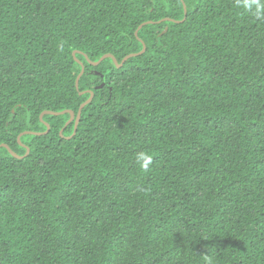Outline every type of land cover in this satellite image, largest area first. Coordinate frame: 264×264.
<instances>
[{"label":"trees","instance_id":"1","mask_svg":"<svg viewBox=\"0 0 264 264\" xmlns=\"http://www.w3.org/2000/svg\"><path fill=\"white\" fill-rule=\"evenodd\" d=\"M87 91L75 136L40 120ZM44 123L0 148V264H264V21L235 0H0V144Z\"/></svg>","mask_w":264,"mask_h":264},{"label":"water","instance_id":"2","mask_svg":"<svg viewBox=\"0 0 264 264\" xmlns=\"http://www.w3.org/2000/svg\"><path fill=\"white\" fill-rule=\"evenodd\" d=\"M183 6H184V15H185V16H184V19H183L182 21H184V20L186 19V16H187V9H186L185 4H184ZM162 21H163V20H161V21H159V22H157V23H161ZM164 21H171V20H170V19H165ZM152 23H153V22H151V21H147V22H145V23H142V24L138 27V29L136 30L135 35L138 36V35H137V34H138V31H139L143 26L148 25V24H152ZM166 31H167V27H165V29H164V31L162 32V34L165 33ZM162 34H161V35H162ZM140 42H141V44H142V50H141L139 53H133V54H130V55L125 56V57L122 59V61H121L120 63H119V62L117 61V59H116L113 55H111V54H105V55H103V56H102L98 61H96V62H92V61H90V60L87 58V56H85V58H86V60L88 61V63L91 64V65H93V66H97V65H99V64H100L102 61H104L105 59H111L117 68H121V67L124 65V63H125L129 58L139 56V55H141V54H143V53L145 52V50H146V46H145V44H144L143 41L140 40ZM76 53H77V52H73V56H75ZM77 62H78V63L80 64V66H81V71H80V73L78 74V76H77V78H76V81H75V86H76V88L78 89V86H79V80H80V78L82 77V75L84 74V67H83V64H82L80 61H77ZM101 86H102V85H100L99 87H101ZM83 93H86V92H83ZM83 93H80V94L82 95ZM87 93H89V98L79 106L77 113H75V112L72 111V110H63V111H60V112L44 111V112H42V113L40 114V120L43 122V117L46 116V115H51V116H61V115L69 114V116H70V117H69V120L66 122L65 126L60 130V133H59V134H60L61 137H63V132H64L65 128H66L70 123H74L73 133H72V135H71L70 137H68V138H71V137L75 136V134H76V132H77L78 124H79V122H80V117H81L82 110H83V108H84L86 105H88V104L91 103V101H92V99H93V97H94V93H93L92 91H87ZM44 125L46 126V130H45L44 132L36 133V132H32V131H25V132H22L21 134L18 135V137H17L18 143H19V145H20L21 147H23V148L25 149V154H24L23 156H20V155H18L17 153H15V152H14L13 150H11V148H10L8 145H6V144H0V148H5V149L9 152V154H10L11 156H13L14 158H16V159H24L25 157H27V156L29 155L30 149H29L27 146H25V145H23V144L21 143V138H22L23 136H25V135H36V136L46 135V134L50 131V126H49L47 123H44Z\"/></svg>","mask_w":264,"mask_h":264},{"label":"clouds","instance_id":"3","mask_svg":"<svg viewBox=\"0 0 264 264\" xmlns=\"http://www.w3.org/2000/svg\"><path fill=\"white\" fill-rule=\"evenodd\" d=\"M236 7L250 11L258 20L264 21V0H235ZM135 160L140 171H148L153 162V156L149 151L135 153Z\"/></svg>","mask_w":264,"mask_h":264}]
</instances>
